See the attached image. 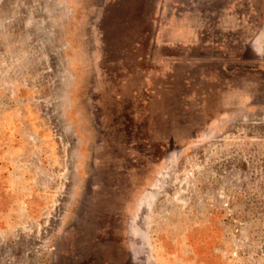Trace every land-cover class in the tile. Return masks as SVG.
I'll use <instances>...</instances> for the list:
<instances>
[{
    "label": "rangeland",
    "instance_id": "obj_1",
    "mask_svg": "<svg viewBox=\"0 0 264 264\" xmlns=\"http://www.w3.org/2000/svg\"><path fill=\"white\" fill-rule=\"evenodd\" d=\"M0 264H264V0H0Z\"/></svg>",
    "mask_w": 264,
    "mask_h": 264
},
{
    "label": "crops",
    "instance_id": "obj_2",
    "mask_svg": "<svg viewBox=\"0 0 264 264\" xmlns=\"http://www.w3.org/2000/svg\"><path fill=\"white\" fill-rule=\"evenodd\" d=\"M245 62H243V63H238V64H229L228 66H226V69H225V71H227V73H232V72H234V71H236V70H238V69H240V70H248V69H256V67L255 68H251V67H249V65H246V64H244ZM258 68H260V67H258ZM257 68V69H258ZM256 69V70H257Z\"/></svg>",
    "mask_w": 264,
    "mask_h": 264
}]
</instances>
